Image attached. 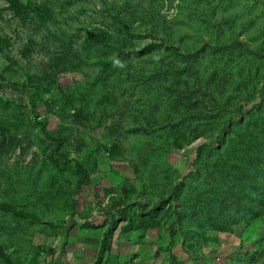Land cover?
Listing matches in <instances>:
<instances>
[{"label": "rangeland", "instance_id": "rangeland-1", "mask_svg": "<svg viewBox=\"0 0 264 264\" xmlns=\"http://www.w3.org/2000/svg\"><path fill=\"white\" fill-rule=\"evenodd\" d=\"M0 151L14 264L86 213L142 264H264V0H0Z\"/></svg>", "mask_w": 264, "mask_h": 264}, {"label": "crops", "instance_id": "crops-1", "mask_svg": "<svg viewBox=\"0 0 264 264\" xmlns=\"http://www.w3.org/2000/svg\"><path fill=\"white\" fill-rule=\"evenodd\" d=\"M76 226V227H75ZM79 224H72L62 230L63 250L56 253L54 264H95L100 260L101 264H142L134 256H141L140 245L136 239L138 235L131 232L117 234L116 246L105 252L99 259L101 241L104 234L97 228H86Z\"/></svg>", "mask_w": 264, "mask_h": 264}, {"label": "trees", "instance_id": "trees-1", "mask_svg": "<svg viewBox=\"0 0 264 264\" xmlns=\"http://www.w3.org/2000/svg\"><path fill=\"white\" fill-rule=\"evenodd\" d=\"M105 34H106L105 31L101 30V29H96V30H92V31L87 32L86 33L85 46L86 47H93V45L108 46L107 42L104 41L105 40V37H104ZM103 37H104V39H103ZM117 48L122 49L120 46ZM81 75H82L81 71H74L72 77L75 78V77L81 76ZM102 147L104 149L106 148L105 145H102ZM1 155H2V153L0 151V157H1ZM54 158L56 161L55 164L58 167L65 165V163H66L65 158L62 157L61 155L55 153ZM78 169H80V170H79V176H78V180H77V188L79 190L77 195H78V197H81L82 194L89 188V186H91L92 183H91V179H90V177H88L86 171L83 170L81 166H78ZM0 210L12 213V214L17 215V216L32 217V215L24 213L21 210H18L17 208H15L14 206L8 205V204H0ZM79 222L82 226H84L86 228L87 227L88 228H97V227L102 225V224L99 225L98 219L96 220V217H94L90 213H86V215L81 216V218H79ZM112 230H113V228L110 227L109 232L105 233V235H104V238L102 240L101 249H100L99 259H101L103 254L108 251V244H107L108 239H107V237L111 234ZM165 232L167 233L169 240L164 245L171 244L172 241L174 240V232L172 231V229H163L162 230L163 234L160 236L163 238V240H164L163 242H165V238H164ZM215 242L217 243L218 240H215ZM0 259L2 261H4L6 264H14V262L11 260V257L4 251V248L1 245H0ZM250 259H251V263H253L254 257L250 256ZM95 264H101L100 260H98Z\"/></svg>", "mask_w": 264, "mask_h": 264}]
</instances>
